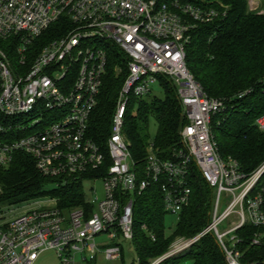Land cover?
<instances>
[{
    "label": "built area",
    "instance_id": "2783aa9c",
    "mask_svg": "<svg viewBox=\"0 0 264 264\" xmlns=\"http://www.w3.org/2000/svg\"><path fill=\"white\" fill-rule=\"evenodd\" d=\"M220 17L194 0H0V40H8L15 58L0 48V170L8 168L15 153H23L39 175L64 182L100 170L106 157L110 161L103 176L88 181L102 182L101 199L93 188L89 194L95 196H86L94 207L89 217L82 208L60 210L53 198L13 205L10 219L1 214L0 264H34L45 251H53L61 264H77V255L86 264L99 257L119 261L120 243L134 238L136 196L156 186L166 214L179 217L190 203L195 171L214 191L209 225L195 238L176 242L153 264L182 254L209 234L226 264H264L244 262L245 241L238 234L246 226L256 228L247 245L264 248V163L247 174L235 159L221 156L213 120L224 113L227 101L209 97L186 62L192 33ZM51 28L56 33L48 38ZM112 51L120 53L126 77L110 119L105 156L87 126ZM159 77L177 88L186 118L182 147L163 159L151 146L141 166L123 131L125 116L133 99L152 95ZM256 124L264 134V116ZM231 217L236 219L221 231ZM101 235L106 245L95 243Z\"/></svg>",
    "mask_w": 264,
    "mask_h": 264
},
{
    "label": "trees",
    "instance_id": "16d2710c",
    "mask_svg": "<svg viewBox=\"0 0 264 264\" xmlns=\"http://www.w3.org/2000/svg\"><path fill=\"white\" fill-rule=\"evenodd\" d=\"M194 1L203 8L217 10L221 17L210 24H200L192 33L186 47L187 66L209 97L227 101L224 113L213 120V134L221 156L235 159L241 170L250 174L264 163V134L256 124L257 119L264 116V14L251 10L248 0ZM54 30H49L48 38L54 37ZM0 48L13 57L8 40H0ZM118 65L123 72L116 75L114 70ZM125 77L126 69L120 53L110 52L107 74L87 126L88 136L105 156L110 119ZM159 81L163 97L150 95L138 101L133 99L125 116L123 131L133 159L141 166L151 146L163 159H171L174 151L182 147L181 131L186 118L177 88L165 77H159ZM245 92L243 98H238ZM135 105L137 114L132 115ZM151 120L158 125L154 142L149 139ZM109 165L106 157L100 170L62 182L42 177L31 157L15 153L8 168L0 170V202L18 205L53 198L60 210L82 208L89 217L94 207L87 203L83 186L86 181L103 176ZM189 184L192 191L190 203L181 212L178 228L171 236L167 235V214L160 189L153 186L136 196L134 238L131 242L120 243L123 264L124 245L136 252L137 262L135 260L134 264H153L169 252L174 241L193 239L208 227L214 191L196 171L190 176ZM255 231L256 228L246 226L238 232L245 241L242 247L244 262L264 261V248L247 245ZM151 235L155 236V241ZM184 259H192L193 264H226L212 234L202 237L181 255L166 258L158 264H179ZM87 264H96V260Z\"/></svg>",
    "mask_w": 264,
    "mask_h": 264
},
{
    "label": "rangeland",
    "instance_id": "374dc122",
    "mask_svg": "<svg viewBox=\"0 0 264 264\" xmlns=\"http://www.w3.org/2000/svg\"><path fill=\"white\" fill-rule=\"evenodd\" d=\"M248 1H249V7L251 10H257L260 13L264 14V0H248ZM11 59L13 62H15L14 57H11ZM114 72L116 75L121 74L119 72L117 73L116 67H115ZM151 89H152V96H159V97L162 96L163 97L164 91H163L162 86L160 85L159 80L151 85ZM132 111H133V112H131L132 115L137 114V105L133 106ZM25 119L27 121V124L31 123V119L29 117H25ZM157 133H158V125L154 120H151L150 124H149V139H150V141H152V142L155 141ZM83 188H84L87 196H90V197L95 196V195L89 194L91 191V188H93L96 191L95 197H98L100 199L102 198V182L101 181H99V180L91 181V182L86 181ZM11 206H13V205L0 202V215L3 214L6 219L12 218V216H10L8 213V210L11 209L10 208ZM223 208H224V206H223ZM211 213H212V210H211ZM210 218H211V214H210ZM235 219H236L235 217H233V218L231 217L230 219H228L224 224H222L220 226V230L225 231L228 228L229 224L231 222H233ZM178 225H179V217L178 216L166 215V226H167V235L168 236H171L176 231V229L178 228ZM184 240H186V239L180 238V239H177L176 241H174L170 247V250H172L171 248L173 247V245L176 242H178V241L181 242ZM94 241L96 244L106 245L105 243L108 241V239L104 235H101L99 237H96V239ZM124 251H125V261H124L125 264H134L135 260L137 262L136 252L133 249H131L128 245H124ZM179 255H181V254H176L175 256H179ZM75 260H76L77 264H86L81 260L80 255L75 256ZM34 264H61V262L58 259L57 255L53 251H45V252L40 254V256L38 257L37 261ZM96 264H123V263L120 260L115 261V262H104L103 259L101 257H99V258H97ZM179 264H193V260L192 259H184Z\"/></svg>",
    "mask_w": 264,
    "mask_h": 264
}]
</instances>
